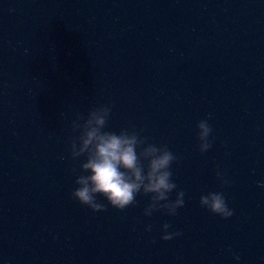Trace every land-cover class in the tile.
I'll return each instance as SVG.
<instances>
[{
	"label": "water",
	"instance_id": "obj_1",
	"mask_svg": "<svg viewBox=\"0 0 264 264\" xmlns=\"http://www.w3.org/2000/svg\"><path fill=\"white\" fill-rule=\"evenodd\" d=\"M100 104L106 130L181 157L176 215L144 216L142 194L122 211L71 197L70 122ZM262 181L264 0H0V264H264ZM209 191L234 215L201 207ZM165 222L182 235L161 239Z\"/></svg>",
	"mask_w": 264,
	"mask_h": 264
},
{
	"label": "clouds",
	"instance_id": "obj_2",
	"mask_svg": "<svg viewBox=\"0 0 264 264\" xmlns=\"http://www.w3.org/2000/svg\"><path fill=\"white\" fill-rule=\"evenodd\" d=\"M27 51V49L25 50ZM111 107L100 104L90 108L87 115L74 113L70 122L72 135L68 138L71 158L79 160V173L73 168L74 183L77 185L71 197L91 209L93 212L106 211L107 206L98 200L103 197L107 205L124 210L137 203L138 194L147 195L149 203L143 209V215L151 217L154 212L164 211L169 216L177 214V209L185 205V191L179 189L172 179L171 167L174 161L181 159L166 145L149 142V137L141 135L143 129L135 126L122 128L119 132L106 130ZM62 118L68 113L61 112ZM211 114L197 121L196 138L201 154L207 152L213 143L210 139L212 127L209 124ZM219 169L216 176L221 186H230L231 181ZM264 187V181L259 182ZM176 190L175 199L169 194ZM201 207L210 213L227 219L234 215V209L228 206L222 191H209L199 198ZM145 231H151V223ZM163 240L182 235L180 230L168 231L171 225L162 226ZM236 259H239L237 256Z\"/></svg>",
	"mask_w": 264,
	"mask_h": 264
}]
</instances>
